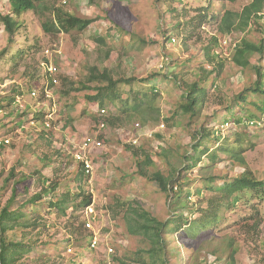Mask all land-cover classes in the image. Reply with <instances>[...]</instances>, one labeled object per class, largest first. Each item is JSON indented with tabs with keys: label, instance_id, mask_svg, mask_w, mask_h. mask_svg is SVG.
Wrapping results in <instances>:
<instances>
[{
	"label": "rangeland",
	"instance_id": "1",
	"mask_svg": "<svg viewBox=\"0 0 264 264\" xmlns=\"http://www.w3.org/2000/svg\"><path fill=\"white\" fill-rule=\"evenodd\" d=\"M252 1H37L34 10L19 15L21 26L11 43L0 20V53L8 47L0 56V96L22 92L14 105L0 111V141L11 140L0 144V210L12 197L14 206L26 201L41 189L39 181L44 177L61 182L54 198L67 188L92 196L86 209L73 212L70 208L71 220L50 210L46 204L50 195L45 196L43 207L25 209V218L44 219L47 225L7 232L9 238L37 247L19 257L16 264H156L149 238L130 231L124 211L118 207L122 202L140 205L163 221L180 214L200 221L217 210L219 220L198 232L201 236H188L183 229L169 233L168 264H264V188L242 190L234 204L223 190L226 181L244 173L264 181V112L254 105H260L259 98L249 93L246 102L235 104L234 100L254 87L258 74L232 59L236 43L243 38L264 43V7L258 22L252 19L245 29L227 34L218 31V21L193 26L192 34L184 25L191 18H202L203 10L195 8L212 14L223 8L240 12ZM55 8L93 22L83 30L64 32L50 27L49 31L45 23H51ZM11 11L10 0H0V13ZM215 35L218 44L213 51L225 68L205 80L206 69L215 67L207 60L205 48ZM28 47H33L28 55L14 58L13 54ZM248 57L252 65H264V54ZM52 63L61 73L53 87L58 95L32 96V89L40 90L47 81ZM92 67L107 69L114 78L133 76L137 81L119 84L120 98L101 106L90 102L87 95L100 88L108 93L110 88L107 81L87 82ZM174 73L183 82L200 81L206 88L198 114L181 109L187 85L180 86ZM151 75L157 76L148 83L139 81ZM87 83L89 89H75ZM152 84L158 95L148 90ZM137 91L148 92L140 104L135 99ZM231 102L234 107L227 111ZM101 107L113 113L120 109L121 125L104 122ZM247 109L256 114L253 123L248 119L241 125L226 123L237 116L247 118ZM39 111H46L43 119L36 118ZM49 112H53L54 127L48 134L40 129ZM202 127L220 132L222 138L203 139L197 152L201 159L192 169L183 168L179 187L183 193L170 205L174 193L169 195L142 173L160 170L168 175L174 168L192 163L185 155L196 153L191 144L196 143ZM86 136L100 139L102 145L88 152L93 172L82 176L74 152ZM221 147L236 151L238 157ZM137 148L141 162L133 153ZM146 153L153 164L145 162ZM209 177L216 179L213 188L205 184ZM90 218L91 227L79 225ZM91 233L98 235L96 246L90 242Z\"/></svg>",
	"mask_w": 264,
	"mask_h": 264
},
{
	"label": "trees",
	"instance_id": "2",
	"mask_svg": "<svg viewBox=\"0 0 264 264\" xmlns=\"http://www.w3.org/2000/svg\"><path fill=\"white\" fill-rule=\"evenodd\" d=\"M37 1H49V0H10L12 6V13L2 14L0 13V20L3 21L5 25V30L8 32V40L11 43L14 41V36L16 31H18L19 26H21L20 20L18 19L19 15H21L27 9H35V3ZM97 0H90V2H96ZM212 1V0H211ZM232 1V0H231ZM264 7V0H253L251 3L246 5L242 11H234L231 9L223 8L219 12L214 14L209 11L206 12L202 8H195V10H203V15L201 19L197 17L191 18L189 21L185 22L184 25L190 28V31L193 33V26H203L205 23H211L213 21L217 22L218 31L227 34L231 33L236 29H245L250 25L252 19L255 22H258L260 18H262L261 11ZM54 18L50 24L45 23V27L47 30L51 31L50 27L56 30H61L64 32H69L71 29H85L92 22V19H83L78 16H75L73 13H70L62 8H55L54 10ZM218 44V38L216 35L212 37V44L205 48L207 60L210 63L215 64V67L212 70L206 69L205 80L217 73V75L221 74L225 68V62L220 60L217 54L213 51L214 47ZM8 48V47H7ZM5 48L2 52L4 53ZM33 50V47H28L27 49L21 48L19 53L13 54L14 58L23 57L28 55L30 51ZM0 53V56L1 54ZM260 53L264 54V43H255L248 38H243L239 43H236L234 47V52L232 59L235 64L241 67L250 66L252 69L256 71L258 74V79L255 82L254 87H248L245 91L241 92L236 99H234L237 104L240 100L247 101L249 98V93L255 94L259 98L260 105L254 103L264 112V65L253 64L250 62L248 55ZM92 70V71H91ZM90 75L87 79V82L90 83L92 81H100V82H108V93L103 91V88L97 89L94 95H87V98L90 102L97 101L101 106H104L107 101L119 99V90L117 89L119 84H132L137 81L135 77H118L114 78L111 72L107 69L102 71L98 70L96 67H92L90 69ZM175 79L177 83L187 85V88L182 93L184 103L181 104V109L185 112H193V114H198V109L202 108L204 100H206L207 91L206 88L203 87L200 81H194L192 83H186L178 79L176 73H174ZM157 75H151L148 79L139 80L143 83H148V80H152ZM88 83L83 85L82 87L75 86L76 90L89 89ZM37 85V84H36ZM148 90L151 91L153 96L158 95L157 88L154 84L151 85ZM21 91H16L12 96H0V111H3L10 105H14L16 103V99L18 95H21ZM148 95L147 91L136 92L135 99L137 104H140L143 101L144 97ZM39 96L43 97L42 94ZM234 104L229 103L227 105V111L233 109ZM44 108V107H43ZM102 108V107H101ZM105 108V107H103ZM46 111H39L37 115V119H43ZM247 118L242 116L234 117V119L229 120L226 119V123L233 121L236 125H241L248 119L253 123L254 117H256L255 113H251L247 109ZM122 113L119 111L101 113L100 116H104L103 121L106 123H110L113 126H119L122 123L121 117ZM106 116V117H105ZM220 118V117H219ZM168 120V119H167ZM21 126V125H20ZM53 129H45V132L49 134V132ZM217 135V137H216ZM48 136V135H47ZM211 136L216 137L215 140H219L222 138V134L218 131H209L207 127H202L201 130L196 134L195 140L196 143L191 144L193 149H195L196 153L193 155H185L187 160H190L192 163L187 165H182L178 169L174 168L172 172L166 175L164 172L157 170L152 174H148V172L142 173L151 180L155 181L161 190L169 193H174L173 199L170 201V205H172V201L179 199L181 197L183 190L179 189L181 185V172L183 168L192 169L194 166H197L198 162L201 159V154H198L199 148L202 146L203 139H208ZM11 143V142H10ZM9 143V144H10ZM2 143L1 145H3ZM5 145V144H4ZM130 148V147H129ZM223 150L230 152V156L238 157L236 151H231L229 148L221 147ZM140 148L135 150L134 155L137 157L138 162H141L140 158ZM145 162L148 164H153L152 158L150 154L146 153ZM215 152L213 153V158L215 159ZM81 166V174L85 175V171ZM9 180V179H8ZM216 181L215 177H209L206 180L205 184L209 188H213V184ZM42 183V184H41ZM39 184H41V189L35 192L31 197H29L26 201L21 203L19 206H14V199H10L8 203L0 210V264H16L26 252H31L35 250L37 247L32 243H26L24 241H17L15 239L9 238L7 232L11 229L15 228H25L27 230L36 228L38 226H46V220H38V218L27 219V213L25 209L32 208L35 211V208L43 207L45 201V196H49L48 207L50 210L56 209L60 215L68 217V220H71L69 216L70 208H72L73 212H77L79 208L86 209L92 203V196L87 195L83 192H74L70 189H66L60 195L53 197L54 194L58 191L61 186V182L58 179L50 180L48 177H44L40 179ZM38 184V186H39ZM257 187L264 188V181H259L254 178L249 173H244L232 181H226L223 187L224 194L230 199L229 203L233 204L239 199V193H241L244 189H254ZM17 194V189L15 187L14 195ZM261 195V194H259ZM262 196V195H261ZM233 198V200H232ZM71 204V205H70ZM118 207H120L121 211H124V218L126 219L127 225L131 232L133 233H144L151 242L150 252L154 258V263L156 264H168L166 254H167V237L169 233L172 231H177L183 229L186 231L188 236H201L198 232L202 233L206 231V228L214 226L215 223L219 220V215L217 210H213L210 215L204 216L200 219V221H193L186 218L184 215H177L172 219L168 220H160L156 216H153L148 210L142 208L140 205H135L131 202H122L119 203ZM49 210V211H50ZM119 211H117L118 213ZM74 214V213H73ZM120 214V213H119ZM78 215L75 216L77 218ZM86 225V221L79 225ZM201 229V230H200ZM182 230V231H183ZM200 230V231H199ZM90 242H92L94 238V234L91 233L89 235ZM232 253V252H231ZM232 256V255H231ZM144 263L145 259H141Z\"/></svg>",
	"mask_w": 264,
	"mask_h": 264
},
{
	"label": "built area",
	"instance_id": "3",
	"mask_svg": "<svg viewBox=\"0 0 264 264\" xmlns=\"http://www.w3.org/2000/svg\"><path fill=\"white\" fill-rule=\"evenodd\" d=\"M180 2L182 3H186L187 0H180ZM173 41H175V38L172 39ZM163 67V65H161ZM48 70L51 74L55 73L56 71H58V67L51 64L48 66ZM54 82L57 83L58 79L54 78ZM45 95L47 98H50L53 95V89L49 87V85L45 86ZM32 96H37V91L33 90L32 91ZM102 112H106V109H102ZM45 120L42 121V126L40 130H47V129H51L53 128V112H49L46 116H45ZM34 124V123H33ZM102 126H105V123H101ZM11 142V140L9 138H4L2 141H0V144L4 143V144H9ZM102 145V142L100 141V139L94 138L92 136H86L83 138V140L81 141L79 148L75 150L74 152V157L76 159V161H78L81 165L83 170L85 171V174L88 176L93 172V161L90 158V155L88 154V152H90L93 148L95 147H99ZM89 209L91 211L92 207H89ZM86 225L88 227H91V218L86 222ZM98 244V235H94V238L92 240V245L96 246ZM110 251H112V248L110 249Z\"/></svg>",
	"mask_w": 264,
	"mask_h": 264
},
{
	"label": "clouds",
	"instance_id": "4",
	"mask_svg": "<svg viewBox=\"0 0 264 264\" xmlns=\"http://www.w3.org/2000/svg\"><path fill=\"white\" fill-rule=\"evenodd\" d=\"M32 10H34V9H32ZM25 12V11H24ZM54 14V13H53ZM53 18H54V15H53ZM53 20V19H52ZM49 61H46L45 63H48ZM53 64V63H52ZM53 65H55V66H57L58 67V71H56L55 73H53V74H51L50 72H49V70H48V73H49V76L47 75V77H48V79H47V81L40 87V90H37V89H32V91L33 90H36L37 91V95H39V94H42L44 97H46V95H45V86L46 85H49V87L50 88H52L53 89V95L50 97V98H52V97H55V96H57L58 95V91H57V89L56 88H53L54 86H56V84L58 83H55L54 82V78H57L58 79V81H59V77H60V68H59V66L57 65V64H53ZM46 77V76H45ZM32 91H31V95H32ZM47 98V97H46ZM102 109H106V108H102ZM102 109L100 110V112L101 113H107L108 111H107V109H106V112H102Z\"/></svg>",
	"mask_w": 264,
	"mask_h": 264
}]
</instances>
